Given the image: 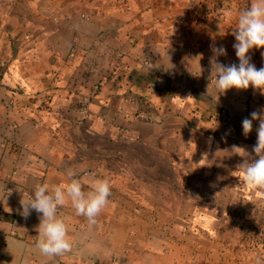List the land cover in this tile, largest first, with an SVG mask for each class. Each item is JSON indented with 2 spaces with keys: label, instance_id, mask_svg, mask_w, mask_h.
Returning a JSON list of instances; mask_svg holds the SVG:
<instances>
[{
  "label": "crops",
  "instance_id": "obj_1",
  "mask_svg": "<svg viewBox=\"0 0 264 264\" xmlns=\"http://www.w3.org/2000/svg\"><path fill=\"white\" fill-rule=\"evenodd\" d=\"M200 1L0 0V264H264V190L232 152L257 158L264 93L207 95L212 47L239 59ZM69 171L111 196L94 224L58 208L71 250L44 256L21 200Z\"/></svg>",
  "mask_w": 264,
  "mask_h": 264
},
{
  "label": "clouds",
  "instance_id": "obj_2",
  "mask_svg": "<svg viewBox=\"0 0 264 264\" xmlns=\"http://www.w3.org/2000/svg\"><path fill=\"white\" fill-rule=\"evenodd\" d=\"M232 34L239 64L220 63L219 57L227 55L226 49L212 47L210 84L207 88L210 97V90L215 86V96H211V100L232 89L253 88L264 93V67L257 68L249 58L252 50H264V0H252L248 8L238 13ZM254 122L259 123L256 128L257 143L252 149L257 158H252L239 146H233L232 152L246 154L244 162L238 165L236 171L242 173L241 186L264 190V110L253 111L250 118L242 121V131L246 137L253 132ZM67 176V183L52 186L46 182L36 184L28 199L23 197L21 200V214L24 217H28L33 210L40 214L36 247L44 256L60 255L71 250L68 224L65 217L58 215V208L70 202L77 216H84L89 223L94 224L111 196V185L107 178L91 180L89 190L85 191L82 180L76 178L75 172L69 171Z\"/></svg>",
  "mask_w": 264,
  "mask_h": 264
},
{
  "label": "built area",
  "instance_id": "obj_3",
  "mask_svg": "<svg viewBox=\"0 0 264 264\" xmlns=\"http://www.w3.org/2000/svg\"><path fill=\"white\" fill-rule=\"evenodd\" d=\"M250 6L249 0H202L200 7L203 10L204 20L212 26L226 25V33L234 36L238 13ZM149 66L147 62H143ZM140 116V115H139ZM143 120L150 119L149 115H141ZM29 197L30 195H26Z\"/></svg>",
  "mask_w": 264,
  "mask_h": 264
}]
</instances>
